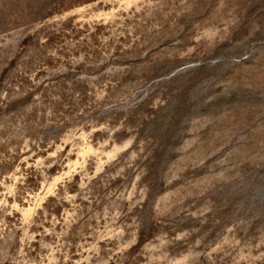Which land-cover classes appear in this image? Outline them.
<instances>
[{
  "label": "rangeland",
  "instance_id": "obj_1",
  "mask_svg": "<svg viewBox=\"0 0 264 264\" xmlns=\"http://www.w3.org/2000/svg\"><path fill=\"white\" fill-rule=\"evenodd\" d=\"M0 264H264V0H0Z\"/></svg>",
  "mask_w": 264,
  "mask_h": 264
}]
</instances>
